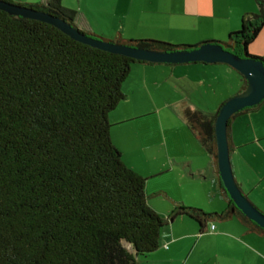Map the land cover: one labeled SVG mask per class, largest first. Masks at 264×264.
I'll return each mask as SVG.
<instances>
[{"label":"trees","instance_id":"16d2710c","mask_svg":"<svg viewBox=\"0 0 264 264\" xmlns=\"http://www.w3.org/2000/svg\"><path fill=\"white\" fill-rule=\"evenodd\" d=\"M5 1L51 13L76 27V11L60 0ZM255 2L258 11L243 14L239 29L225 41H112L161 51L209 42L264 64L263 57L247 52L264 25V0ZM136 62L152 64L0 10V264H139V256L159 246L164 224L177 216L195 221L199 233L208 222L235 218L247 231L264 236V228L234 206L218 172L226 201L220 212L174 202L163 218L148 205L146 178L123 162L108 119L126 97L122 83ZM239 75L242 90L246 81ZM219 106L212 113L189 106L183 110L188 128L215 164L213 124Z\"/></svg>","mask_w":264,"mask_h":264},{"label":"crops","instance_id":"0c3cea01","mask_svg":"<svg viewBox=\"0 0 264 264\" xmlns=\"http://www.w3.org/2000/svg\"><path fill=\"white\" fill-rule=\"evenodd\" d=\"M96 3L111 33L98 36L110 40L142 37L189 45L225 41L229 33L239 29L243 14L258 11L255 0H97ZM85 5L86 2L83 11H89ZM77 15L76 11L75 22ZM83 23L86 24L85 20ZM248 51L264 58V25L247 45ZM232 70L223 63L136 62L122 83L126 97L109 113L110 137L123 162L146 178L147 203L163 218L173 209L174 202L180 201L171 200L172 205L165 206L157 199L150 201L149 197H178L175 189L188 186L185 190L190 194L200 193V188L205 195L215 185L218 193L213 191V197L223 199L213 157L190 133H183L182 137L175 132L184 126V108H197L184 92L191 91L210 101L223 95L222 90L232 81L237 88L242 87L239 73L232 75ZM172 121L181 123L177 127L167 124ZM228 139L237 184L248 197H264V99L255 108L232 118ZM184 143L186 150L178 148ZM175 184L174 192L170 191L168 187L174 188ZM215 221L216 225L208 222L202 233L198 224L186 216L168 221L161 229L159 246L142 264H264V236L247 231L235 218ZM210 225H214L212 231Z\"/></svg>","mask_w":264,"mask_h":264},{"label":"water","instance_id":"95a60500","mask_svg":"<svg viewBox=\"0 0 264 264\" xmlns=\"http://www.w3.org/2000/svg\"><path fill=\"white\" fill-rule=\"evenodd\" d=\"M0 10L12 16H20L50 24L70 38L87 45L151 63H223L236 70L246 81L245 87L224 100L215 115L213 132L216 149V169L223 188L242 214L259 227L264 228V213L255 207L237 184L230 159L228 121L234 114L258 105L264 99V64L260 60L237 55L221 44L203 43L193 48L171 51L146 49L93 37L72 26L66 20L31 6L0 0Z\"/></svg>","mask_w":264,"mask_h":264},{"label":"rangeland","instance_id":"374dc122","mask_svg":"<svg viewBox=\"0 0 264 264\" xmlns=\"http://www.w3.org/2000/svg\"><path fill=\"white\" fill-rule=\"evenodd\" d=\"M20 1H23V2L24 1L40 2L41 0H20ZM85 2H86L85 6L89 10L86 12L83 11ZM96 2H97V0H86V1L85 0H60V3L62 6L66 7V8H70V9L72 8L73 10H76L78 12L76 22L74 21L77 28H79L80 30H83L84 32H89L88 30H90V32H92L96 35L102 34V35L110 36V34H111L110 33V26L107 23H105V19H104L103 15L97 9V3ZM89 12H91L95 18H93L91 13H89ZM83 20H85V23H86L85 25H83L84 24ZM88 24H89V26H88ZM125 38H129V39L139 38L140 39L142 37H125ZM248 53L255 55L253 53H250L249 51H248ZM232 71H234V72H232L233 73L232 75H237L236 70H232ZM240 90H241V87L237 88L235 86V81H232L230 85H227V87H225V89L222 90L223 95H221V96L218 95L216 98L210 99L211 102L204 99V98L200 99L198 95H195V93L192 94L191 91H185L184 93L187 94L186 96H188V97L190 96L192 101H194L195 105H193V106L197 107L196 109L212 113V112H215L216 109L214 111H209V110H212V108L217 107L218 105H216V104H221L224 100H226L230 96L238 93ZM189 102L191 103L190 100H189ZM200 106H202V107H200ZM180 123L181 122H178V121H172V122H169L167 124L172 125L174 127H177L180 125ZM182 123L184 125L183 128L181 130L178 129V132H175V133L182 135V137H183V133H190L193 136L190 129L185 124L184 120ZM180 147H182L186 150V144L185 143L178 146V148H180ZM174 149H176V148H174ZM175 186H176V184L174 185V188H172V187H168V188H170V191L174 192L173 189H175ZM185 186H188V184H185ZM188 187H179L178 188L179 190L176 188L174 193L175 194L177 193L176 196H178V197H156V198H150L149 197V200L151 201V199H157V201L162 202L163 205H165V206L172 205L171 200L180 201L184 205L200 208L206 212H212V211L213 212H219L222 210V208H224V206H226V201L221 199L219 196L213 197L215 195V193H213V191L218 193V188L215 185L213 187V191H211L210 193H206L205 195H203L201 193L200 188H199L200 193L190 194L189 191L185 190ZM240 190H241V188H240ZM146 192L148 193V188L146 190L144 189V193H146ZM243 194L249 199V201L255 207H257L261 212L264 213V211H263L264 210V197H248L245 193H243ZM213 223L216 225L217 221H213ZM124 245L129 248L128 245H126V244H124ZM146 258H147V256H145V257L139 256V259H138L139 264H142V262H144V260H146Z\"/></svg>","mask_w":264,"mask_h":264},{"label":"built area","instance_id":"2783aa9c","mask_svg":"<svg viewBox=\"0 0 264 264\" xmlns=\"http://www.w3.org/2000/svg\"><path fill=\"white\" fill-rule=\"evenodd\" d=\"M210 231H212L214 229V225H210Z\"/></svg>","mask_w":264,"mask_h":264}]
</instances>
